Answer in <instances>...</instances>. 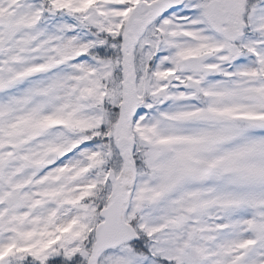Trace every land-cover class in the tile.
Listing matches in <instances>:
<instances>
[{"label": "snow or ice", "instance_id": "snow-or-ice-1", "mask_svg": "<svg viewBox=\"0 0 264 264\" xmlns=\"http://www.w3.org/2000/svg\"><path fill=\"white\" fill-rule=\"evenodd\" d=\"M0 264H264V0H0Z\"/></svg>", "mask_w": 264, "mask_h": 264}]
</instances>
